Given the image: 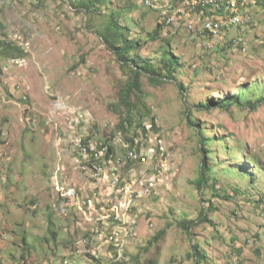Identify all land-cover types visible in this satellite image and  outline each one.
Listing matches in <instances>:
<instances>
[{"label": "rangeland", "instance_id": "rangeland-1", "mask_svg": "<svg viewBox=\"0 0 264 264\" xmlns=\"http://www.w3.org/2000/svg\"><path fill=\"white\" fill-rule=\"evenodd\" d=\"M80 1L0 0V43L25 52L0 57V264H195L192 242L207 264H264V101L249 107L264 98V1L248 2L252 21L200 37L191 32L189 11L172 15L181 2L151 0L152 11L146 0H97L86 12ZM228 1L219 11L229 22ZM114 10L139 44L132 53L156 68L166 50L179 59L173 79L139 77L130 111L121 90L132 72L97 32ZM206 13L216 15L213 6ZM169 15L180 27L163 23L151 35ZM236 94L240 104L203 106ZM127 114L132 122L122 134L117 126ZM82 134L93 148H115L98 174L79 153ZM203 156L210 181L200 190ZM68 183L85 193L96 186L99 201L116 210L133 193L131 210L121 209L119 224L97 221L81 202L64 205L60 189ZM202 211L213 223L188 234L180 222ZM112 232L124 241L119 260Z\"/></svg>", "mask_w": 264, "mask_h": 264}, {"label": "trees", "instance_id": "trees-1", "mask_svg": "<svg viewBox=\"0 0 264 264\" xmlns=\"http://www.w3.org/2000/svg\"><path fill=\"white\" fill-rule=\"evenodd\" d=\"M206 1H210V0H206ZM262 1L264 0H257V2H262ZM178 2L182 3L184 2V0H172V5L175 6ZM96 3H97V0H81L80 1V5L83 7V9L86 12H90L93 9L92 5L95 6ZM146 3L150 5L151 0H146ZM214 3H215L216 10L219 11V9H221L222 6L226 4V0H214ZM228 4H229L227 6L228 10H230L231 12L229 22L224 18V22H226V24H222V27H220L219 29L211 28L209 30L210 32L217 33V32H220L223 28L227 27L228 25L234 24L230 20L232 17L238 15L240 5H238L237 8L236 7L234 8L232 7V4L230 1H228ZM149 8L152 11L155 10V8H153L152 6ZM213 11H214V6H213ZM120 12L121 11L119 10L117 11L114 10L111 13H109L108 15L109 18L107 19V21L103 22L101 29H98L97 32L102 37H104L105 44L108 46L109 49H111L116 54L121 64L128 66V68L132 72L133 79L130 80L127 84H125V87H123V89L121 90V97H122L121 103L123 106L125 105L127 107L126 108L127 110L130 111L131 107L133 106L130 98L132 97L133 94L141 91L142 83L139 77L144 73H148L154 77L161 76V78L165 77L168 79H173L174 73H175V67H176L175 65L179 64V59L177 56H175V54L166 50L163 53V57L161 59L162 66L160 68H156L154 64H152V62L148 58H143L141 55L137 53H132L131 50H134L135 48H137L139 44L137 41L134 42L127 37L126 30H128V27L123 25L120 19L116 17V15H119ZM200 18L204 19L203 27L209 26L208 23L210 22L216 23V15H205V17H200ZM163 26H164L163 22H159L154 32L151 35H155L154 37H156V35H158L159 33V30L162 29ZM21 56H25V52L20 47H17L16 45H13L11 42H8V41H2L0 43V57L15 58V57H21ZM162 72H164V75ZM153 80L156 81L157 79H153ZM178 85L180 86L181 89H183L182 84H178ZM263 101H264V98L259 99L255 103L249 102V107H251L252 109H255L257 107V103H261ZM240 102H241V96L239 94L226 95L224 98H222V100H218L217 102L215 100H211L210 103L203 105V106L205 108H209L210 106H220V107L227 108L230 104H234V103L240 104ZM130 116L131 115L127 114V116L123 118L121 122L119 123V125L117 126V130L119 132L121 131L122 134H123L122 131L126 133L127 130L129 129L128 126H131L132 119L130 118ZM75 126L77 127L78 130H80L83 127L82 123L80 124L77 123L75 124ZM144 131L146 132V130ZM79 137L82 138V141L86 145L89 146V144L87 143V139L84 137L83 134L80 135ZM88 137L89 136H87V138ZM94 137L95 136H93V138ZM129 139L131 138L125 136V140H129ZM131 141L129 140L128 142L133 143ZM205 141L206 140L202 138V142L205 143ZM102 146H108L110 152H111L110 147L112 150H115L114 146L109 143L97 144L96 147L100 148ZM204 153L205 154L208 153L206 149L204 150ZM209 171H210V168L208 165V160L205 156H203L200 176L198 177L196 181L197 187L200 190H203V188L210 181V176L208 174ZM49 215H50L49 217L51 221L52 213H50ZM205 222L213 223L209 219L206 211H202L198 218L189 219V220L184 219V221L180 222L181 223L180 226L183 227V229L188 234H191L192 227L197 226L201 223H205ZM52 225H53L52 222H49L48 231L50 234L55 236L56 232L52 230ZM164 233H165V230L157 234V236H155V240L161 237ZM190 256L194 258L195 264H207V254L204 252V250L202 249L201 245L198 242H192V250L190 252ZM115 264H117V262Z\"/></svg>", "mask_w": 264, "mask_h": 264}, {"label": "bare ground", "instance_id": "bare-ground-1", "mask_svg": "<svg viewBox=\"0 0 264 264\" xmlns=\"http://www.w3.org/2000/svg\"><path fill=\"white\" fill-rule=\"evenodd\" d=\"M230 2L232 4V7H234V8L235 7L237 8L238 5H239L238 3H241L240 0H230ZM238 19H240L239 15L232 17L230 21L232 23H234V24H237L236 20H238ZM241 22H242V20H239L238 24L241 23ZM213 24L214 23H212V22L208 23L209 26H213ZM224 24H226V22H224ZM220 27H222V26H215L214 29H219ZM236 43H238V42H236ZM25 98L27 99V96H25L24 99ZM80 123H83V115H81V121L78 124H80ZM77 147H78L79 153H80V155L82 156L83 159H85L86 157H89V161L87 163H91L93 165L94 172L97 173V174L102 172L103 168L105 167V165L108 164V162L114 160V154H113V160H100L99 159V157H103V149H105L107 152H110L108 146H102L100 148L99 147L93 148L90 145L89 146L86 145L82 141V138L78 137ZM4 155H5L4 150L2 148H0V156H4ZM95 179L99 181L102 178H101V176H98ZM156 184H158L157 179H156V177H153L152 180L148 184L149 189L153 190L156 187ZM117 186H118V184L114 183L113 187L115 188ZM79 187L76 184H70L69 185V183H68V185L63 186L60 189L61 196L64 199V201L66 202V204H64V205L68 207L69 201H71V202L72 201L81 202L84 206L89 207L93 211V213L95 215V219L97 221L101 222L104 219H106V220L109 219L110 226H111V224H119L118 221L123 220L121 218L122 216L119 214V212H121V209L124 208L125 209L124 212L125 211L129 212L131 210V207H132L131 203H133V200H134L133 199V193L131 194V197H129V201H131V203L130 204H128V203L123 204V202H121L120 203L121 206H118V209L116 210L115 208H113L115 205L112 204V206H111L109 204V202L102 203V202L99 201L98 192L96 191L98 189H97L96 186L94 188H91L90 190L88 188L89 191L86 192V193L82 192V189L79 188ZM113 190L115 191V189H113ZM119 191H122V190H119ZM121 223H122V221H121ZM134 224H135V221H132L131 224H130L132 228H133ZM119 232H115V234L112 232L113 234H111V238H109L110 242L113 244L114 250L116 251L115 252L116 253L115 260L121 259L120 257H122V256H121V252L120 251L123 250V247L125 246V245L123 246L124 241L121 242V237L119 238V235H120ZM124 234H125V232H124ZM127 235L128 234H125V237H127ZM116 258H118V259H116Z\"/></svg>", "mask_w": 264, "mask_h": 264}, {"label": "built area", "instance_id": "built-area-1", "mask_svg": "<svg viewBox=\"0 0 264 264\" xmlns=\"http://www.w3.org/2000/svg\"><path fill=\"white\" fill-rule=\"evenodd\" d=\"M249 1L250 0H245L243 3H238L242 7V15L240 19L236 20L237 24L239 20L252 21V14L250 12L245 13L246 10H250L248 5ZM206 6H214V13H216V23H214L213 26L199 27V18L205 17V15L209 14L206 13ZM177 11H189V18L187 19V21H189V24L191 26V32L193 33L194 37L203 36V32H209V30L211 28H214L215 26H222V24H224V15L227 14V12L225 11L216 10L214 0H210L206 2H198L197 0H184V2L180 3L178 6L175 7L174 10H172L173 12L172 15H174V13ZM172 15H169L165 18V20H162L163 23L169 24L170 30L180 27L181 24V23H172ZM232 42H244V40L242 37H235L233 38ZM139 153H140V149H139ZM157 153L158 151H154V154ZM148 155H144V159H148ZM99 159L113 160V153L107 152L105 149H103V157H99ZM153 171H160V169L156 168Z\"/></svg>", "mask_w": 264, "mask_h": 264}, {"label": "crops", "instance_id": "crops-1", "mask_svg": "<svg viewBox=\"0 0 264 264\" xmlns=\"http://www.w3.org/2000/svg\"><path fill=\"white\" fill-rule=\"evenodd\" d=\"M250 11H251V10H246L245 13L250 12ZM247 26H249V24H247V25L244 24V26L242 25V26H240V28H244V27L247 28ZM234 29H239V28H234ZM229 30H231V28H230ZM236 35H237V34H236ZM246 41H247V40H246ZM59 199H60V198H59Z\"/></svg>", "mask_w": 264, "mask_h": 264}]
</instances>
